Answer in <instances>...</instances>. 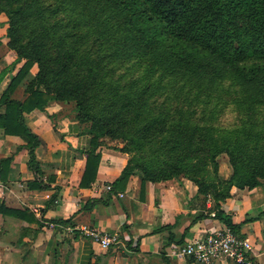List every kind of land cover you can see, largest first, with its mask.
<instances>
[{"label": "trees", "instance_id": "obj_1", "mask_svg": "<svg viewBox=\"0 0 264 264\" xmlns=\"http://www.w3.org/2000/svg\"><path fill=\"white\" fill-rule=\"evenodd\" d=\"M0 15L17 56L0 74L12 73L0 96V129L26 142L29 170L42 173L34 154L41 139L24 113L73 104L91 135L79 186L95 181L104 138L125 141V153L161 138L159 171L128 160L116 184L137 174L142 190L185 175L235 232L221 202L233 186L264 182V0H0ZM19 86L23 99L15 98ZM229 104L239 114L231 130L215 123ZM223 153L227 180L218 176ZM12 160H0L2 181ZM207 160L214 179L198 176Z\"/></svg>", "mask_w": 264, "mask_h": 264}, {"label": "crops", "instance_id": "obj_2", "mask_svg": "<svg viewBox=\"0 0 264 264\" xmlns=\"http://www.w3.org/2000/svg\"><path fill=\"white\" fill-rule=\"evenodd\" d=\"M6 21L0 15V74L17 58L7 46ZM11 75L8 72L0 80V96ZM24 97V86H19L15 98ZM62 108L51 103L43 111L24 113L25 123L41 139L34 149L42 170L39 175L28 169L26 142L0 129V160L13 158L4 169L5 180L0 179V264H205L169 251L225 227L215 217L213 199L200 195L196 185L182 178L149 182L141 190V180L133 174L125 183L116 184L128 156L109 147L111 143L101 148L95 181L88 187L79 186L91 135ZM231 174L228 159L223 157L218 176L227 180ZM34 182L48 188H30L28 184ZM108 184L111 192L105 190ZM119 193L124 196L118 197ZM53 195L58 204L50 201ZM220 205L235 233L251 242L255 264H264V182L255 188L233 186ZM67 226L75 228L74 235L65 233ZM84 227L117 233L120 243L104 249L85 236Z\"/></svg>", "mask_w": 264, "mask_h": 264}, {"label": "built area", "instance_id": "obj_3", "mask_svg": "<svg viewBox=\"0 0 264 264\" xmlns=\"http://www.w3.org/2000/svg\"><path fill=\"white\" fill-rule=\"evenodd\" d=\"M107 192L112 191L110 184L105 186ZM122 193L118 197H123ZM56 197L54 204H58ZM52 226V225H51ZM66 234L72 236L75 233L73 226L64 228ZM85 236L104 249L117 246L120 239L117 233H107L98 230L82 228ZM252 244L248 238L238 236L230 227L217 229L203 238H196L184 244L173 246L169 253L177 257L190 258L205 264L220 260H227L232 264H255L251 255Z\"/></svg>", "mask_w": 264, "mask_h": 264}, {"label": "rangeland", "instance_id": "obj_4", "mask_svg": "<svg viewBox=\"0 0 264 264\" xmlns=\"http://www.w3.org/2000/svg\"><path fill=\"white\" fill-rule=\"evenodd\" d=\"M13 53H15V52L13 51ZM15 55H16V53H15ZM224 95H223V97L226 98ZM60 106L63 107L61 109V112L65 111L67 113L68 111H70L69 115L71 116V118L74 120H77L75 110H73L74 109L73 104H64V105H60ZM222 109H223V107L220 106V108L216 110V113L218 111H221ZM73 111H74V113H73ZM238 119H239L238 112L234 110V108H233V106H231V104H229L228 107L224 110L223 114L220 116L219 120H216L215 123L218 126H221L223 128L227 127L231 130L235 127L234 123ZM78 122L85 125L87 127V130H88V128H89L88 122H86V123H82L80 121H78ZM104 139H105V144L111 143L112 145L109 147H114L117 151H119V149L126 144L125 141L120 140V139H109V138H104ZM163 143H164V140L161 138H158L156 140H153L150 143L144 144V146L140 147V149L135 147V146H130V148H129L130 151L128 153L121 152V151H119V152L127 154L128 160H130L131 164L134 167H139V165H141V166L146 165L149 168L152 167V169H154L156 172H158L160 167L162 166L164 159H165L164 150L162 148ZM223 157L227 158V154L223 153V154L219 155L216 158V162L217 161L219 162ZM207 163H208L207 168L201 169L200 175L198 174V176L199 177L206 176L207 179H214V171H213L212 163L210 162V160H207ZM184 176L185 175H182L178 179L182 178L185 180H189L191 182L190 179L186 178L187 176L186 177H184Z\"/></svg>", "mask_w": 264, "mask_h": 264}]
</instances>
